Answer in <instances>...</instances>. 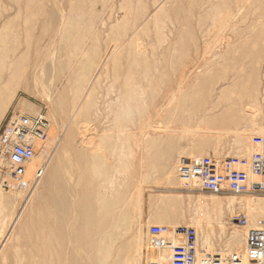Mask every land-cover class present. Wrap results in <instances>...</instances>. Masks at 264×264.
I'll use <instances>...</instances> for the list:
<instances>
[{"label": "bare ground", "instance_id": "1", "mask_svg": "<svg viewBox=\"0 0 264 264\" xmlns=\"http://www.w3.org/2000/svg\"><path fill=\"white\" fill-rule=\"evenodd\" d=\"M9 1L11 2V6L8 10L5 8L3 9V12H5V13H2L3 14L2 15V23L0 26V34L4 35L3 36L4 40H2L0 43V100H1L0 101V119L2 118V116L4 114L3 113V108L5 106L4 105V102H5L4 99H6V98L11 99L16 90H23L25 92L31 91L28 89L27 85L23 86L22 84H20L21 78L23 76L26 77V74L28 73V70L30 68L28 63H29L30 59H28L27 61L24 59L26 56L25 55H24L25 57L22 56L23 52H20L21 50L19 49V47L21 45V41H24V40H22L23 38H27L28 42L32 41V39L29 38L30 37L29 31L32 29V27L35 25V23H37V25H38V19H39V18H37V16L35 14L43 11L44 5L46 4L45 1H47V0H9ZM49 1L47 2V4L49 3ZM107 1L108 0H106V2ZM152 1L153 0H151V6H152ZM161 1H163V0H161ZM170 1L171 0L168 1V6L170 5L169 4ZM74 2L78 3L79 0H69L68 7L70 6V8H69L70 12H73L74 10H76L78 8V7L76 8V7L72 6L74 4ZM100 2L103 3L104 1H100ZM128 2H127V4H128ZM135 2H137V0ZM143 2H144V0H143ZM200 2H203V1L199 0V4H200ZM212 2H214V1H212ZM237 2H238V0H237ZM4 3H5V0H4ZM82 3L84 4L85 2L83 1ZM156 3H157V1L155 2V4ZM193 3H194V6L196 7L197 1L193 2ZM193 3H192V6H193ZM208 3H209V1H208ZM57 4H58V2H57ZM62 4H63V2H62ZM141 4H142V2H141ZM141 4L140 3L138 4V6L140 8L142 6ZM163 4L161 3V5H163ZM188 4H187V6H188ZM227 4H229V6H230V3H227ZM261 4H262V2H261ZM144 5H143V7H144ZM166 5H167V3H166ZM166 5H163L164 6L163 9H166V7H165ZM212 5H215V4L212 3ZM4 6H6V5L4 4ZM48 6H50V5H48ZM60 6L61 5H59V7ZM113 6H114V4H113ZM130 6H131V4H130ZM146 6H145V9H146ZM153 6H152V8H154ZM192 6H191V8H192ZM194 6H193V8H194ZM201 6H202V4H201ZM188 7H190V6H188ZM263 7H264V4L262 5V8ZM62 8H64V6H62ZM132 8H134V7H132ZM140 8H139V10H140ZM168 8H167V10H168ZM198 8H199V6H197V9ZM241 9H242V6L237 7V9L235 11H231L230 15L228 14V16H229L228 21L231 22L232 19L236 18V16L241 12ZM47 10H49V8ZM112 10H113V8H112ZM263 10H264V8H263ZM263 10H261L262 13H263ZM131 11H132V9H131ZM131 11H130V13H131ZM133 11H132V13H134ZM143 11H144V9H143ZM143 11L141 10L140 13H142ZM76 12L74 11V13H76ZM122 12L119 11L118 13H122ZM78 13H80V12H78ZM140 13L135 12V14H140ZM151 13H153V12H151ZM151 13H150V15H151ZM166 13H168V11ZM191 13H188L189 16L190 15L192 16ZM262 13H260V14H262ZM67 14H70V13H67ZM164 14H165V12H164ZM242 14H244V13H242ZM20 15H22L21 20L17 19ZM114 15L116 16V14H114ZM144 15L145 14H143V16ZM208 15H209V13H208ZM63 16H66V15H63ZM139 16L141 18V15H139ZM156 16H155L156 18H154V20H157L159 18L158 13H156ZM189 16H187V17H189ZM109 17L110 16H108V18ZM120 17H122V16H120ZM137 17H138V15H137ZM150 17H152V15ZM254 17H256L255 14H254ZM262 17L260 19H263ZM70 18L72 21L77 22L76 20H74L75 17L72 18L71 16H69V17L64 18L67 21L66 23H68V21L71 22ZM76 18H78V17L76 16ZM123 18H124V16H123ZM130 18H131L130 20L132 21L133 17H130ZM135 18H136V16H134V19ZM160 18H161V16H160ZM256 18H254V19H256ZM0 19H1V17H0ZM146 19H148V17ZM146 19H145V21H146ZM186 19H187L186 20V22H187L188 18H186ZM191 19H192V17H191ZM47 20H45V21L47 22ZM109 20H110V18H109ZM119 20H120V18H119ZM149 20H152V18ZM163 20H165V19H162V21ZM174 20H175V18H174ZM181 20H182V18H181ZM250 20H248V21H250ZM257 20H259V18ZM64 21L65 20L62 21V25H63ZM126 21L127 20H125V22ZM71 24L72 23H70V24L68 23L67 25L69 26ZM122 24H124V23H122ZM122 24H119V25H122ZM130 24H134V23L129 22L128 25H130ZM152 24H153V22H152ZM191 24H192V22H191ZM205 24H206V22H205ZM44 25H45V23L43 24V26ZM135 25H132L135 28L133 27L134 30L133 31L131 30L132 32L129 35H125L124 30L122 32L121 31L117 32L118 30H120V27H119V29L117 31H114V34L118 35V36L116 35L117 38L112 39L111 37H108L107 39H109V40L106 39V41H102V44H103V42H105V43L103 44V47L101 49H99L100 47H97L99 45L96 42L93 43V46H94V44H96V46L94 47V50H93L94 52H93V54L91 52L89 54L93 55V58L91 56L90 57L92 59H94V61L96 60L95 62L93 61V63H94L93 68H95V71L91 76L89 74L88 78L89 77L90 78L88 80H87V78H85L86 81L84 84L80 83L81 85L79 86V79L81 77L80 75L84 73L82 70L84 69L85 64L83 66V64L79 62V64L76 67H72L71 69L69 68L70 69V71L68 72L69 77L67 76L65 78V79H67V83H66L67 86L66 87H64L65 85L62 86V87H64V89H63V91H60L56 95L57 96L56 101H53L52 106L54 109V106L56 105L55 110L57 112H61L60 114L63 113V109L67 108V106H69L70 104H72V106H71V109L69 108V110H70L69 115L64 116V118L65 117L67 118V119H64V120H66L65 124H61L62 127L60 126L61 131L62 132L64 131L63 133L65 135L63 137H60V134L58 135V137H49L50 135L48 136L49 139L51 138L50 140L55 143V144L53 143L54 144L53 149L50 151L48 150L49 147L47 148V144L49 143V139L46 140V138H48V137L45 136L44 132H41V133L37 132V134H35L33 137L28 139L29 142L31 143L33 149H34V152H35L34 160L29 165L28 170L25 173V175L22 178H20V179H22V181H19V180L16 181L15 180L16 181L15 183H19V184L17 186H16V184H14L15 186L13 184H11V185H13V186H11V189H20L21 187L28 186L30 189V193L27 196V198L24 200L23 204L19 207L17 212H14L15 210L12 209V212L10 211L7 214H4V216L2 217L3 221L8 222L6 224H9V229L7 230L2 241L0 242V260L3 262V264H140V248H141V240H142L141 233L143 232V230L141 232V226L138 224L137 217L134 216V214L139 211V208H140V205L142 202V192L144 190L141 187V186H143L142 184L146 183V182H151L150 181V177H151L150 173L153 171H156L157 168L159 167V165L157 164L158 158H156V155H159L157 153H160V152L155 153V147H157L156 145L159 144L157 137L163 138L162 136H164V134H167L168 135L167 137H171V138L172 137H186V135H187V136L191 137L192 139H191L190 145L188 143H186L189 145V148H188V150L183 149L184 150V153H183L184 156L183 157L184 158L203 157L215 165L220 164V163H218L219 162V153H220V149H218V144L220 143L221 139H224V137H225V135H227V133H231V132L235 133L236 138H234V139L239 140L238 154H240V155H238V156L245 157L250 152H256L259 150V149H256V146H258V141L254 137L264 136V121L263 120H262L263 124H261L257 130L254 129V131H252V132H244V131H239V130H228V131H226V130H223V128L225 127L224 118L226 117V119H227L229 117L228 115L233 113V111H236V109H237V111L239 109H241V111L243 110V112L246 111L245 113L248 114L247 116H249V119L252 120L254 124H259V122L256 120V117L258 116L259 111H260L259 110L260 105L258 102H259V99L262 98V97L259 98L257 96V94L260 93L259 87L262 85L260 83V81L258 80V78L260 76L255 78L253 81H250L248 79V77L245 75H239V76L233 77L232 76L234 74L233 73L232 75L230 74L233 78L229 81L226 78L227 75L226 76L219 75L222 73H219V71H218V72H216V73H218L217 74L218 79L214 80L213 79L214 77L212 76L213 74L212 75L210 74V72H212V71H210V69L207 67V65L209 63L203 62L204 64L202 63L201 65L196 64L194 69L192 70V72L194 71V73L199 72L201 67H207L209 70L210 77L207 76L208 78L206 79L205 88L202 87L203 89H201V87H200L199 89H194L193 92L189 93V96H185L184 94L181 95V93H183V92H180V85L183 82L180 81L178 89L169 93L170 94L169 96H167V97L163 96L162 97V100L163 101L165 100V103H164L165 105L163 108H162V106H161V108H158L160 106V103L159 104L157 103L158 105L157 104L155 105L153 111H151L152 113H147L148 112L147 108L145 110V107H146L145 98H144L145 93H147V92L156 93L160 89L159 87H161V85H162L161 84L162 79H160L159 75H157L158 73L156 74V69L159 67V65H158V67H156V66H154V68L152 67L153 68L152 70L147 69L146 64L148 63V60H145L146 54L144 55L143 51L140 52V50H142V49H140L139 51H136L137 47H135V52H134L135 54H133L134 57L136 58V59H134L135 62H128L129 60L128 61L125 60L127 58L124 59L125 61L122 59L126 56L131 55V52L133 51L129 48L130 43H131V41L135 35L136 30L138 28H140L139 26H142V25H140V23H138L136 26ZM188 25H190V24H188ZM198 25H196V26L199 27ZM84 26H83V28H84ZM90 26H89V28H90ZM132 26H131V29H132ZM191 26H189V27H191ZM244 26H245V24H244ZM47 27H49V26H47ZM100 27H103V25ZM172 27H173V25H172ZM246 27H248V26H246ZM63 28H65V27H63ZM67 28L69 29V27H67ZM74 28L77 30L76 27H74ZM78 28H81V27H78ZM160 28H163V27L161 26ZM164 28H167L166 33H169L168 27H164ZM179 28H181V27H179ZM202 28L200 30H199V28H197L201 32L200 35H202V37H204V36L206 37L207 34L211 33L210 40L206 43V46L204 48V51H205L203 54L204 57H206V55L212 49H214V47H216L217 45H220V46L230 45V44H232V41H234V40L237 44H241V47H243L242 44L243 45L244 44H253L259 40L260 41L264 40V31L259 32V33L258 32H249V33L244 35L243 33L246 31V30H244L245 28L234 26L233 24H230L228 22L218 24V26H212V27H208V28H204V29H202ZM86 29H87V27H85V30ZM113 29H114V26H113ZM184 29L186 30V28H184ZM65 30H67V29L65 28ZM70 30H71V26H70ZM70 30H67V31H70ZM81 30H83V29H81ZM104 30H106V29H104ZM253 30H254V28H253ZM23 31H24V34H23L24 37L21 39ZM79 31H77V34ZM145 31H146V29H145ZM59 32L61 33V29ZM74 32H76V31H74ZM84 32L82 33V36L84 35ZM87 32L89 33L90 31L87 29L86 33ZM125 32H126V25H125ZM38 33H39V31H38ZM98 33H97V35H98ZM107 33H109V32H107ZM69 34H71V31ZM77 34H76V36H77ZM162 34H164V33H162ZM142 35H144V34H142ZM159 35H161V34H159ZM188 35H191V34H188ZM33 36H35V35H33ZM37 36H35L36 37L35 39H37V40L40 39L39 37H42L41 35L38 37ZM62 36H64V35H62ZM76 36H72V38H74ZM104 36H105V34H104ZM80 37H79V39H80ZM139 37H142V39H143L144 36L140 35ZM146 37H149V36H147V33H146ZM160 37H162V36H160ZM83 38H84V36H83ZM29 39H31V40H29ZM42 39H43V37H42ZM53 39L54 38H52V40ZM58 39L59 38H57V40ZM63 39H65V37ZM99 39H100V37L97 40H99ZM142 39L140 38V41H143ZM191 39L192 40H190V41H193L192 37H191ZM205 39H207V38H205ZM205 39H204V41H205ZM41 40H39V41H41ZM70 40H72V39H68L67 40L68 42H66L65 44H67V43L72 44V41L69 42ZM155 40H157V37ZM183 40H185V39L183 38L181 41H183ZM80 41L82 44V40H80ZM28 42H27V44H25L26 48L28 46ZM36 43L37 42H35V44ZM174 43L176 45V42H174ZM174 43H173V46H174ZM260 43H259V45H260ZM29 44H30V42H29ZM51 44H54V43L52 42ZM181 44H182V46L185 45L187 47V44H184V43H181ZM135 45L138 46L136 43H135ZM160 45H162V44H160ZM68 46H69V44H67L66 47H68ZM145 46H146V43L144 44V47ZM155 46L157 47V45H155ZM231 46H230V48L232 49ZM152 47H153L152 51L154 52V46H152ZM167 47H168V45H167ZM167 47H166V49H167ZM192 47H195V46H192ZM237 47H238V45H237ZM237 47L235 46V49H234V50H236V53H237V49H238ZM61 48L63 49V47H61ZM70 48H71V46H70ZM90 48H91V46H90ZM179 48H180V45H179ZM244 48L245 47H243V49ZM28 49H29V47H28ZM28 49H26L25 51H27ZM132 49H133V47H132ZM147 49H148V47H147ZM174 49H173L174 51L177 50V48H174ZM255 49H257V48H255ZM173 50H171V51H173ZM186 50H184V51H186ZM253 50H254V48H253ZM32 51H35V50H31V53H32ZM67 51H66V53H67ZM87 51L88 50H86V52ZM53 52H54V50L52 51V53L51 52L49 53L50 56H51V54H53ZM55 52H57V51H55ZM79 52H81V51H79ZM177 52H175V53L177 54ZM238 52L241 53L240 51H238ZM27 53L28 52H26V54ZM31 53L29 52L27 55L30 56ZM39 53L41 54V52H39ZM84 53H85V51H84ZM145 53H147V51ZM183 53H182V55H183ZM193 53H194V50H193ZM43 54H44V52H43ZM64 54L62 53L63 57L65 58ZM70 54H72L71 56H74V53H70ZM153 54H155V53H153ZM68 55L69 54H67L66 57ZM175 55L173 54V59H174ZM164 56H166V55L164 54ZM191 56H193V55H191ZM209 56H212V55L209 54ZM236 56H237V54H236ZM240 56H244V55H239V57ZM245 56H251V57L256 58V57H259L260 55L256 54L251 49L249 50L247 48V50L245 52ZM45 57L47 59V56H45ZM90 57H88L89 61L91 59ZM214 57H216V56H214ZM222 57H223V54H222ZM239 57H234V58H239ZM146 58H149V57H146ZM150 58H151V56H150ZM155 58H153L154 60L151 58V60H153V62H154ZM234 58L232 60H234ZM72 59L73 58H71V60ZM79 59L81 60V57ZM82 59H83V57H82ZM121 59L124 61L123 63H122ZM223 59H222V61H225V63H226L227 60H223ZM42 60H43V57H42ZM165 60H166V58H165ZM182 60H186L185 57ZM229 60H230V58H229ZM245 60H247V59H245ZM65 61H67V60L65 59ZM132 61H133V59H132ZM234 61H236V60H234ZM257 61H258V59H257ZM49 62H50V60H49ZM63 63L59 60H52L51 63L46 62L45 64L46 65L50 64V67L53 68L55 71L57 69H59L57 71H60L62 69L66 70L68 67V65L66 63L65 64H63ZM164 63H167V62L164 61ZM210 63H213V62L211 61ZM245 63H247V62H245ZM245 63H244V65H245ZM170 64L171 63H169V65ZM184 64H185V62H184ZM46 65H43L44 66L43 68H45ZM213 65H214V63H213ZM226 65H227V63H226ZM244 65H243V67H245ZM47 66H49V65H47ZM91 66H92V63H91ZM39 67L40 66H38L36 68L34 67V69H32L33 73H35L36 70H39V69H37ZM173 67H171V68H173ZM223 67H224V65L221 68H223ZM259 67H261V66H259ZM43 68H42V70H43ZM46 68H45V71L48 70V68L47 69ZM165 68H166V66H165ZM170 70H172V69H170ZM263 70H264V68H263ZM87 71H88V69H87ZM111 71H112V73H111ZM204 71H206V70H204ZM222 71H223V69H222ZM149 72L153 73L151 78H150ZM55 73H54V75H55ZM173 73H175V71ZM260 73H262V72H260ZM59 74H58V76H59ZM103 74L106 75L105 78H109V77L111 78V81L113 82V86H114V92L112 93L113 96H112V98H110L111 99L110 106H111V108H113L112 109L113 110V112H112L113 120L111 118V122L113 121L114 123L112 125V130H115V133L113 135L111 134V135H107L104 137H112V138L116 137V138H114L115 141L112 139L114 141V145H112L113 148L110 145L109 146L113 149L111 152H113L114 157H115L117 152H120L117 154L118 158H116V159L114 158V159L108 161V163H106V161H107L106 159H104V161H103V157H102V152H104V151L107 152L106 150L108 149V147L106 145H104V147H103L101 144H95L96 141L95 142L93 141V137L88 132L89 126L85 125L88 128L84 126V128L82 129L81 128L82 126L79 127L80 126L79 124L81 121L78 122L80 118L83 119V117L85 116V113H87V114L90 113V110L89 111L87 110L88 112L85 110H86V108L91 106L93 103L92 99H93V95L95 93L92 90V88L94 86V82L98 79V77L100 75H103ZM199 74H200V72H199ZM204 75H205V73H204ZM148 76L150 79L147 78ZM179 76H181V75H179ZM194 76H196V75H194ZM33 77H35V75H33ZM40 77H42V74L40 75ZM204 77H206V76H204ZM250 77H251V75H250ZM261 77H263V76L261 75ZM261 77H260V79H261ZM82 78H84V77H82ZM203 78H202V80H203ZM225 78L228 80L226 85L220 86L219 90H216V88L213 89L211 82H215L214 84H216V83L223 81V80L227 81V80H225ZM58 79H59V77H58ZM262 80H263V78H262ZM56 81H59V80H56ZM101 81H102V79H101ZM106 81L109 82L108 80H106ZM192 81H194V80H192ZM23 82H26V80L22 81V83ZM45 82L47 83V81H45ZM97 82L99 83L100 80L99 81L97 80ZM196 83H198V80ZM207 83L209 84L208 86H207ZM33 84H34L33 85L34 87L37 84V78L36 77H35ZM53 84L54 83H52L51 86H53ZM170 85L172 86L173 84H170ZM197 85L198 84H196V86ZM167 87L170 88L169 86H167ZM184 87H185V85H184ZM30 88H31V86H30ZM36 88H37V86H36ZM47 88H48V86H47ZM189 88H188V90H189ZM195 88H197V87H195ZM101 89H103V88H101ZM235 89H239V90L241 89V90H243L242 92L249 91L251 97H249V96L248 97L250 99H248L247 102L244 99H243L244 100L243 102L241 99H239L238 102H235V101H237V100H235V98H234L235 101H232V100L230 101L228 98V95L226 93L228 91L235 90ZM49 90H50V88H49ZM95 91H96V89H95ZM109 91H111V90H109ZM183 91H186V90L183 89ZM263 91H264V89H263ZM31 92H33V91H31ZM31 92H30V94H32ZM98 92H99V90H98ZM104 92H105V90H104ZM50 93H51V91H50ZM100 93H102V92H100ZM100 93H99V96H100ZM165 93H166V91H165ZM215 93H217V94H215ZM16 94H17V91H16ZM96 94H98V93H96ZM157 94L158 93H156V95ZM35 95H33V96H35ZM108 95H109V92H108ZM147 95H149V94H147ZM151 95H153V94H151ZM241 95L242 94H240L238 97H240ZM260 95H263V94H260ZM109 97H107V98H109ZM147 97H149V96H147ZM43 98H44V95H43ZM102 98H103V96L100 99H102ZM95 99H97V97ZM3 100H4V102H3ZM103 100H104V98H103ZM97 101H98V99H97ZM155 101H156V99H155ZM175 101H176V106H175V108H173L174 112L172 113V111H173L172 109H171L172 111L170 112V113H172V115H170L169 112H167L166 114H169V116H171V117H174L176 115V117H178V122H180L179 121L180 119H181V121H183V119H189V120L194 121L195 124L192 123V125L194 124L193 126H191V127L188 126L189 128H193V129H181V128H176L175 126H174V128L173 127L163 128L164 126L167 125L166 122L164 121L165 119L163 120L161 118L162 119V120L160 119L161 121H159V119L151 120V116H154L153 118L159 117L160 112L162 113V117H163V114L166 111L165 109L167 107L171 106V104H173ZM260 102H261V100H260ZM263 103H264V101H263ZM26 104L27 103H25V106L18 109V111L21 114L28 113V112L31 114L36 113V112H31L30 106H27ZM153 104H154V102H153ZM99 105H101V104H99ZM238 105H240V107H237ZM94 106H95V104H94ZM110 106H108V108ZM148 106H149V103H148ZM203 106H204V109L199 108V107H203ZM263 106H264V104H263ZM101 108H103V107H101ZM151 108H153V106ZM59 109H61V110L58 111ZM92 109H93V107H92ZM94 109H95V107H94ZM47 110H48V108H47ZM50 110H52V109H50ZM55 110H54V113H55ZM67 110H66V112H67ZM94 112L96 113V111H94ZM103 113L105 114L106 112H103ZM244 115L242 114L241 117L238 118L237 123L239 122V120H241V119L243 120L245 118ZM26 116L32 118V120L34 118L31 115H26ZM38 116L39 115H37V117ZM108 116H109V114H108ZM39 117L42 119V116H39ZM53 117H55V116L53 115ZM91 117L93 118V116H90V118ZM90 118H88L89 119L88 122L89 121L92 122V120ZM97 118H99V117H97ZM167 118H169L168 115H167ZM51 119H53V118H51ZM64 120L62 117L61 121L63 122ZM83 120H87V119L84 118ZM175 120H174V122H175ZM107 121H108V119H107ZM58 122L60 123V121H58ZM111 122L109 123L110 125H111ZM123 122L125 125L123 124ZM181 123L182 122H180L179 124H181ZM235 123H236V121L233 122V124H235ZM84 124H85V122H84ZM41 125L46 126V124H44L42 122H41ZM97 125H99V124L97 123ZM110 125H109V127H111ZM75 127H76V132L77 133L80 132V137L77 141L75 139H73V137H75V136H73V134H74L73 130ZM78 127H79V129H78ZM242 127H243V125H242ZM52 128L53 127H51V129ZM65 129H66V132H65ZM102 130H104V129H102ZM105 131H102V132H105ZM102 132H100V134ZM180 132H182L183 134L178 135V136L174 134V133H180ZM51 136H52V134H51ZM71 136H73V137H71ZM95 137H99V136H95ZM130 139H131L132 143H129ZM176 140H177V138H176ZM167 141H169V140L167 139ZM171 141L172 140H170V142ZM212 141H215V142L212 144ZM160 143H162V142L160 141ZM166 143H168V142H166ZM173 143H171V144H173ZM175 143H174V145H176ZM188 145H186V146H188ZM172 146L169 145V148H172ZM110 147H109V149H110ZM159 147H161V146H159ZM164 147H165V151L162 149H160V150H162L164 152V154H166V151H168V149H166V148H168V147H166V145H164ZM126 150H128V151H126ZM209 150H210V152H209ZM170 153L171 152H169L168 154H170ZM225 153H224V155H225ZM227 154L228 153H226V155ZM39 155H41V158ZM108 156L110 157V155H108ZM166 156H165V158H166ZM171 156H173V155H171ZM233 156L236 157L235 154ZM238 156L236 158H239ZM168 157H170V156L168 155ZM221 158H223V156ZM171 159L174 160L175 158L171 157ZM175 160H177V159H175ZM167 162H168V160H166V163H164V166H162V167H165ZM176 165H177V168L175 167ZM176 165L174 167H172L171 169H168V167H167V170L165 172L166 173L165 176L161 177L165 180L166 184H169L170 186L174 185V186H178V187L179 186L185 187V185H186L187 189L191 190V191H192V189L200 190L198 188V182L195 179L189 178L179 171V160H178V164H176ZM171 166H173V165H171ZM162 167L160 166V168H162ZM38 171L40 172V174L38 177H36V174ZM161 178L159 177V179H161ZM163 179L161 180V182H163ZM152 181H155V179H152ZM6 187L9 188L8 186H6ZM152 187H153V185H152ZM179 189H181V188H179ZM179 189H177V191ZM7 191H10V190L8 189ZM0 192H1V190H0ZM199 195H200L199 198L196 200L197 205L195 207V211H197L198 216H200V218H201V220H198V222L203 221L205 223V230L206 231L209 229V226H208V222L206 221L205 218H207V216L210 214L209 209H211V211H213L214 209L221 210V211L223 209H228V205L230 204V206H231V204L233 203V199H236L233 197H225L224 195H215V194L210 195L208 197L206 196V194H202V193ZM205 197L207 198L206 202L204 201L206 199ZM237 197H240V196H237ZM147 199L149 200V202L159 203L160 208H162L164 210L163 212H159V214L154 218V220H155V222L160 224V225H156V226L165 227L167 229L168 233L166 235V238H167V240H170V247L168 249H166V248L154 249L150 246V243H149V229H148V246H147L148 249L147 250L149 251V254L151 253V255H150V259L152 258L151 261L167 262V261H169V259L171 257V253H172L173 248H177L176 245L182 243L183 237H184L182 230L186 229L185 226L181 227V226L175 225V224H177L179 217H181L182 213H183V211L180 210V212H181L180 213L177 210L178 209L177 205L181 201V199L177 198L175 196H168V197H166V196H164V197H160V196L152 197L151 196V197H147ZM242 199H244L245 201H248L250 203H253V208L247 209V213L245 214L247 217L246 218L247 227H248V225H251V227L262 226L264 223V198L255 197V196H253V194L250 193L249 196L247 195V197H245V198L243 197ZM134 202H136V203L134 204ZM17 204H15V206ZM4 222H2V223H4ZM196 223H197V221H196ZM219 224L220 225H223V224L228 225L229 219L224 220V218H223V220H221V222ZM15 225L17 226L16 230H15L16 233H14V228H15L14 226ZM197 225L199 226V223H197ZM10 227H12V228H10ZM194 229H195V226H194ZM242 230L240 229V231L234 230V231H230V232H227V230L226 231L220 230V232H222V233L227 232L228 233V235H227L228 240L226 241V246L228 248L235 249L236 252H234V253L241 254L242 256H244V248L246 245V232L243 228H242ZM195 233H196V241H195L196 246L199 247L201 244V246L204 248V250L208 251V249L210 248V243L208 242L207 238L205 239L203 237V239L201 240V243H199V234H198V231L196 229H195ZM142 244H143V241H142ZM155 251H157V252H155ZM152 252L156 253V255H153ZM144 253L146 254L145 251H144ZM208 253L211 254L209 251H208ZM208 253H206V254H208ZM206 254L198 255V253H197L198 256H197V258L193 264H198V263L207 264V263H205L204 258H203ZM226 256H229V254L222 255V258H221L222 262H220L219 264H230L228 262ZM143 257H144V255H143ZM153 258H154V260H153Z\"/></svg>", "mask_w": 264, "mask_h": 264}, {"label": "rangeland", "instance_id": "2", "mask_svg": "<svg viewBox=\"0 0 264 264\" xmlns=\"http://www.w3.org/2000/svg\"><path fill=\"white\" fill-rule=\"evenodd\" d=\"M2 1V0H1ZM0 1V26H1V23H2V13H5L3 12V9H9L10 6H11V2L9 0H5V3H4V0L1 2ZM49 0L45 1L46 4L44 5V9L43 11H41L40 13H36L35 15L37 16L38 19V25L37 23H35V25L32 27V29L29 31V38L32 39V41H27V38H23L24 37V31L22 33V37L21 39L24 40V41H21V45L19 47V49L21 50L20 52H23V57H25L24 59L27 61L28 59L29 60V70H28V73L26 74V77L23 76L21 78V81H20V84H22L23 86L24 85H27L28 86V89L33 91H28V92H25L23 90H16L17 91V94H16V91L14 92L13 96L11 99L9 98H6L3 100L4 102V108H3V116L2 118L0 119V130L1 128L3 127V124L5 123V121L8 119L9 116L15 114V113H20L18 111V109H20L21 107L25 106V103H27L26 105L27 106H30L31 108V112H36L34 114H31V113H24L22 115H31L32 117L36 118L37 115L39 116H42V123L46 124V126H40V130L38 131V133H41V132H44L45 133V136L48 137H58V135L60 134V137H63L65 134L61 131V124H65V121L64 119H67L66 117L64 118V116H68L69 113H70V110L69 108L71 109V106L72 104H70L69 106H67V108L63 109V113L60 114L61 112H57L55 110L56 108V105L54 106V109H53V106H52V103L53 101H56V95L60 92V91H63L64 87L67 86V79H65L67 76L69 77V74L68 72L70 71V69L72 67H76L79 62L83 64H85L84 66V69L82 70L84 73L81 74L80 76V79H79V86L81 85L80 83H85L86 79L87 80L90 78H88L89 74L90 76L94 73L95 71V68L94 67V59L93 58V55L89 54L90 52L93 54V50H94V47L96 46V44H94L93 46V43L96 42L99 46L97 47H100L99 49H101L103 47V44L105 42H103L102 44V41H106V39L108 37H111L112 39L113 38H117V34H114V31H117L120 27V30H118L117 32L119 31H123L124 30V33L125 35H129L133 30H134V26L132 25H137L138 23H140V25L142 26H139L140 28H138L135 32V35L130 43V46L129 48L131 50H133L131 52V55L129 56H126L124 58H122L123 60L125 58L126 61L128 62H135L134 59H136L134 57L133 54H135V47L136 48V51H139L140 49V52H144V55L146 54L145 56V60H148V63L146 64L147 65V69L149 70H152L154 68V66L159 67L156 69V74L159 75L160 79H162V82H161V87H159L160 89L156 92L158 93L156 95V93L154 92H147L145 93V104H146V107H145V110L147 108V113H152L151 111H153L155 105L158 103H160V106L158 108H162L164 107V103H165V100L163 101L162 100V97L163 96H169L172 91L178 89L179 87V82L182 81L183 83L180 85V92H183L181 93V95H185V96H189V93L193 92L194 89H199L201 87V89L205 88L206 86V79L208 77H210V74L214 77L213 79L214 80H217L218 79V72L219 73H222V74H219V75H223V76H226V78L230 81L233 77H236V76H239V75H245L248 77V79L250 81H253L255 78L257 77H261V75L263 77H260L258 78V80L260 81V83L262 84L260 87H259V91L260 93L257 94V96L261 99H259V114L258 116L256 117V120L259 122V124H254L252 120L249 119V116H247L248 114L243 112V110L241 111V109H239L237 111H233V113H231L230 115H228L229 117L226 119V117L224 118V122H225V127L223 128V130H239V131H244V132H252L255 130H257L261 124H263V121H264V106H263V101H264V40L263 41H257L253 44H242L243 47H245L243 49V47H241V44H237L234 41H232V44L230 45H226V46H220V45H217L216 47H214V49H212L207 55L206 57L203 56L204 54V48L206 46V43L210 40V36H211V33L207 34L206 37H202L201 32L199 31L202 27V29L204 28H208V27H212V26H218V24H221V23H230V24H233L234 26H237V27H243L245 28L244 30H246L243 34H247L249 32H263L264 31V10L262 8V5L264 4V0H201L203 2H200L199 4V0H171L169 2V6H168V1L169 0H153L152 1V6L154 8H152L151 6V0H137V2H135L136 0H108L106 2V0H79L78 3H75L72 5L74 7H78L76 10H74L76 13L73 12H70V6L68 7V3H69V0H50L49 3L47 4ZM85 2L84 4L82 2ZM91 1V2H90ZM100 1H104L103 3L100 2ZM124 1V2H123ZM129 1V2H128ZM131 1V2H130ZM142 4H141V2ZM157 1V3L155 4V2ZM161 1V2H160ZM197 1V4H196V7L194 6V3L193 2H196ZM211 4H209L208 3ZM214 1V2H212ZM233 1V2H232ZM55 2V3H54ZM58 2V4H57ZM63 2V4H62ZM126 2V3H125ZM128 2V4H127ZM173 2V3H172ZM262 2V4H261ZM3 5H2V4ZM60 3V4H59ZM88 3V4H87ZM101 3V4H100ZM125 3V4H124ZM141 4V8L138 6V4ZM145 5H144V4ZM161 3L163 5H167L165 6L166 9H163L164 6L161 5ZM189 3V4H188ZM192 3H193V6H192ZM215 4V5H212ZM227 3H230V6L229 4ZM4 4L6 6H4ZM65 4V5H64ZM78 4V5H77ZM114 4V6H113ZM131 4V6H130ZM133 4V5H132ZM160 4V5H159ZM190 6L188 7L187 6ZM202 4V6H201ZM50 5V6H48ZM59 5H61L59 7ZM144 5V7H143ZM147 5V6H146ZM207 5V6H206ZM48 6V7H47ZM55 6V7H54ZM62 6H64V8H62ZM81 6V7H80ZM91 6V7H90ZM99 6V7H98ZM102 6V7H101ZM123 6V7H122ZM138 8H137V7ZM145 6H146V9H145ZM158 6V7H157ZM192 6V8H191ZM197 6H199V8L197 9ZM201 6V7H200ZM204 6V7H203ZM225 6V7H224ZM242 6V9H241V12L236 16V18L232 19L231 22L228 21L229 19V16L228 14L230 15V12L231 11H235L237 9V7H241ZM128 7V8H127ZM134 7V8H132ZM148 7V8H147ZM169 7V8H168ZM203 7V8H202ZM207 7V8H206ZM227 7V8H226ZM254 7V8H253ZM49 8V10H47ZM80 8V9H79ZM97 8V9H96ZM100 8V9H99ZM113 8V10H112ZM120 8V9H119ZM126 8V9H125ZM136 8V9H135ZM140 8V10H139ZM168 8V10H167ZM187 8V9H186ZM196 8V9H195ZM209 8V9H208ZM67 9V10H66ZM111 9V10H110ZM125 9V10H124ZM134 13H132V11ZM144 9V11H143ZM194 9V10H193ZM204 9V10H203ZM260 9V10H259ZM79 10V11H78ZM125 12H124V11ZM137 10V11H136ZM141 10L143 11L142 13ZM151 10V11H150ZM157 10V11H156ZM203 10V11H202ZM208 10V11H207ZM263 10V13L262 11ZM106 11V12H105ZM122 12V13H118V12ZM131 11V13H130ZM139 11V12H138ZM156 11V12H155ZM163 11V12H162ZM168 11V13H166ZM189 11V12H188ZM259 11V12H258ZM59 12V13H58ZM66 12V13H65ZM80 12V13H78ZM114 12V13H113ZM136 13H140V14H135ZM152 15V17H150V13ZM165 12V14H164ZM192 12V13H191ZM198 12V13H197ZM202 12V13H201ZM213 12V13H212ZM257 12V13H256ZM64 13V14H63ZM67 13H70V14H67ZM100 13V14H99ZM109 13V14H108ZM112 13V14H111ZM127 13V14H126ZM156 13H158V17L161 18L157 19V20H154V18H156ZM162 13V14H161ZM188 13H191L192 14V19L191 17L189 16ZM209 13V15H208ZM244 13V14H242ZM259 13V14H258ZM262 13V14H260ZM47 14V15H46ZM53 14V15H52ZM80 14V15H79ZM116 14V16L114 15ZM124 14V15H123ZM131 14V15H130ZM143 14H145L143 16ZM169 14V15H168ZM198 14V15H197ZM254 14L255 16L257 17H254ZM257 14V15H256ZM56 15V16H55ZM62 15V16H61ZM63 15H66V16H63ZM92 15V16H91ZM118 15V16H117ZM122 17H120V16ZM133 15V16H132ZM138 15V17H137ZM141 15V18L140 16ZM150 15V16H149ZM182 15V16H181ZM195 15V16H194ZM22 15H20L17 19L21 20ZM71 16L72 18L75 17L74 20H76L77 22L75 21H72L71 18V22L68 21V23H72L71 25H67L68 23H66V17H69ZM76 16L78 18H76ZM108 16H110V20L108 18ZM113 16V17H112ZM124 16V18H123ZM129 16V17H128ZM134 16H136V18L134 19ZM156 16V17H155ZM189 16V17H187ZM246 16V17H245ZM263 16V17H262ZM46 17V18H45ZM55 17V18H54ZM62 17V18H61ZM64 17V18H63ZM81 17V18H80ZM112 17V18H111ZM128 17V18H127ZM130 17H133L132 21L130 20L131 18ZM148 17V19H146ZM167 17V18H166ZM182 20H181V18ZM197 19H196V18ZM263 18V19H260V18ZM120 18V20H119ZM144 18V19H143ZM152 20H149L151 19ZM175 18V20H174ZM177 18V19H176ZM186 18H188V23L186 22ZM190 18V19H189ZM208 18V19H207ZM256 18V19H254ZM259 18V20H257ZM48 19V20H47ZM79 19V20H78ZM108 19V20H107ZM127 20L126 22L129 24V22L131 23H134V24H130L132 26V29H131V26L128 25L125 20ZM138 19V20H137ZM146 19V21H145ZM162 19H165L162 21ZM180 19V20H179ZM196 19V20H195ZM252 21H251V20ZM47 20V22L45 21ZM64 21L63 25H62V21ZM192 20V21H191ZM209 20V21H208ZM237 20V21H236ZM250 20V21H248ZM262 20V21H261ZM80 21V22H79ZM138 21V22H137ZM144 21V22H143ZM168 21V22H167ZM170 21V22H169ZM176 21V22H175ZM50 22V23H49ZM61 22V23H60ZM94 22V23H93ZM120 22V23H119ZM124 24H122V23ZM137 22V23H136ZM142 22V23H141ZM146 22V23H145ZM153 22V24H152ZM190 22V23H189ZM192 22V24H191ZM199 22V23H198ZM206 22V24H205ZM246 22V23H245ZM251 22V23H250ZM45 23V25L43 26V24ZM49 23V24H48ZM79 23V24H78ZM122 24V25H119V24ZM171 23V24H170ZM181 23V24H180ZM197 23V24H196ZM255 23V24H254ZM259 23V24H258ZM42 24V25H41ZM47 24V25H46ZM82 24V25H81ZM85 26H84V25ZM107 24V25H106ZM162 24V25H161ZM190 24V25H188ZM199 24V25H198ZM204 26H203V25ZM208 24V25H207ZM245 24V26H244ZM251 24V25H250ZM253 24V25H252ZM67 25V26H66ZM91 25V26H90ZM103 27H100L102 26ZM125 25H126V32H125ZM135 25V26H136ZM150 25V26H149ZM155 25V26H154ZM163 28H160L161 26ZM165 25V26H164ZM170 25V26H169ZM173 25V27H172ZM187 27H186V26ZM192 25V26H191ZM196 25H198L199 27H197ZM202 25V26H201ZM207 25V26H206ZM240 25V26H239ZM49 26V27H47ZM70 26H71V30H70ZM84 26V28H83ZM90 26V28H89ZM113 26H114V29H113ZM124 26V27H123ZM154 26V27H153ZM191 26V27H189ZM248 26V27H246ZM65 27L67 30H70L71 31V34L70 31H67L65 30ZM69 27V29L67 28ZM76 27L77 30L74 28ZM78 27H81V28H78ZM85 27H87V29L90 31L89 33L87 31V29L85 30ZM100 27V28H99ZM123 27V28H122ZM134 27V28H133ZM164 27H168V31L169 33H166L167 32V28H164ZM181 27V28H179ZM42 28V29H41ZM45 28V29H44ZM150 28V29H149ZM153 28V29H152ZM186 28V30L184 29ZM199 28V30L196 29ZM254 28V30H253ZM58 29V30H57ZM61 29V33L59 32ZM80 31H79V30ZM83 29V30H81ZM106 29V30H104ZM143 29V30H142ZM146 29V31H145ZM152 29V30H151ZM155 29V30H154ZM193 29V30H192ZM34 30V31H33ZM65 30V31H64ZM113 32H112V31ZM128 30V31H127ZM132 30V31H131ZM151 30V31H150ZM154 30V31H153ZM181 30V31H180ZM183 30V31H182ZM39 31V33H38ZM67 31V32H66ZM73 31V32H72ZM76 31V32H74ZM77 31L78 34H77ZM82 31V32H81ZM85 31V32H84ZM111 31V32H110ZM162 31V32H161ZM69 32V33H68ZM81 32V33H80ZM84 32V38L82 36V33ZM100 34H99V33ZM109 32V33H107ZM147 33V36L149 37H146V33ZM149 32V33H148ZM178 32V33H177ZM34 33V34H33ZM49 33V34H48ZM80 33V34H79ZM86 33V34H85ZM98 33V35H97ZM107 33V34H106ZM116 33V32H115ZM144 35H142V34ZM151 33V34H150ZM164 33V34H162ZM74 34V35H73ZM77 34V36H76ZM105 34V36H104ZM149 34V35H148ZM154 34V35H153ZM161 34V35H159ZM170 34V35H169ZM188 34H191V35H188ZM42 36V37H39L40 39H35L36 37L35 36ZM64 35V36H62ZM68 35V36H67ZM88 35V36H87ZM107 35V36H106ZM114 35V36H113ZM117 35V36H116ZM144 36L143 39L142 37H139V36ZM199 35V36H198ZM4 35L3 34H0V43L2 40H4ZM33 36V37H32ZM37 36V37H38ZM72 36H76L74 38H72ZM81 36V37H80ZM98 36V37H97ZM155 36V37H154ZM162 36V37H160ZM170 36V37H169ZM173 36V37H172ZM193 38V41H190L192 40L191 37ZM243 36V35H242ZM65 37V39H63ZM80 37V39H79ZM93 37V38H92ZM100 37L99 40H97L98 38ZM106 37V38H105ZM146 37V38H145ZM157 37V40H155ZM172 37V38H171ZM200 37V38H199ZM34 38V39H33ZM52 38H54L52 40ZM57 38H59L57 40ZM76 38V39H75ZM95 38V39H94ZM97 38V39H96ZM110 38V39H111ZM119 38V37H118ZM140 38L143 40V41H140ZM161 38V39H160ZM185 39L183 41H181L182 39ZM190 38V39H189ZM205 41H204V39ZM29 39V40H31ZM42 39V40H41ZM68 39H72L70 40L69 42L72 41V44L70 43H67L69 44L68 47L67 44H65L66 42H68L67 40ZM74 39V40H73ZM93 39V40H92ZM203 39V40H202ZM35 40V41H34ZM41 40V41H39ZM49 42H48V41ZM82 40V44H81V41ZM109 40V39H107ZM162 40V41H161ZM171 40V41H170ZM202 40V41H201ZM47 41V42H46ZM55 41V42H54ZM65 41V42H64ZM76 41V42H75ZM93 41V42H92ZM98 41V42H97ZM161 41V42H160ZM170 41V42H169ZM180 43H178V42ZM196 41V42H195ZM28 42V46L27 48L25 47V44H27ZM35 42H37L35 44ZM40 42V43H39ZM53 42L54 44H51ZM152 42V43H151ZM166 42V43H165ZM169 42V43H168ZM176 42V45L175 43ZM193 42V43H192ZM202 42V43H201ZM236 44H235V43ZM261 42V43H260ZM39 43V44H38ZM58 43V44H57ZM135 43L138 45L136 46ZM142 43V44H141ZM146 43V46L144 47V44ZM156 43V44H155ZM173 43H174V46H173ZM181 43H184V44H187V47L185 45L182 46ZM192 43V44H191ZM235 45H234V44ZM260 43V45H259ZM45 44V45H44ZM62 44V45H61ZM162 44V45H160ZM262 44V45H261ZM49 45V46H48ZM56 45V46H55ZM59 45V46H58ZM81 45V46H80ZM88 45V46H87ZM132 45V46H131ZM157 45V47L155 46ZM168 45V47H167ZM179 45H180V48H179ZM232 45V46H231ZM238 45V47H237ZM247 45V46H246ZM256 47H255V46ZM33 46V47H32ZM35 46V47H34ZM45 46V47H44ZM53 46V47H52ZM71 46V48H70ZM80 46V47H79ZM91 46V48H90ZM93 46V47H92ZM151 48H150V47ZM154 46V52L152 51L153 50V47ZM161 46V47H160ZM185 46V47H184ZM192 46H195V47H192ZM198 46V47H197ZM230 46L232 47V49L230 48ZM235 46L238 48L237 49V53H236V50L235 49ZM254 46V47H253ZM29 47V49H28ZM31 47V48H30ZM38 47V48H37ZM48 47V48H47ZM51 47V48H50ZM63 47V49L61 48ZM79 47V48H78ZM87 47V48H86ZM133 47V49H132ZM167 47V49H166ZM173 47V48H172ZM197 47V48H196ZM252 47V48H251ZM261 47V48H260ZM28 49L27 51H25L26 49ZM47 48V49H46ZM56 48V49H55ZM67 48V49H66ZM69 48V49H68ZM82 48V49H81ZM90 48V49H89ZM144 48V49H143ZM174 48H177L176 51H174L175 49ZM185 48V49H184ZM194 48V49H193ZM196 48V49H195ZM247 48L250 50H252L253 52H255L256 54H259L260 56L259 57H251V56H245V52L247 50ZM254 48V50H253ZM257 48V49H255ZM66 49V50H65ZM150 49V50H149ZM174 49V50H173ZM182 49V50H181ZM187 49V50H186ZM243 49V50H242ZM24 50V51H23ZM31 50H35V51H32L31 53ZM54 50L53 54H51L50 56V52L52 53V51ZM68 50V51H67ZM86 50H88L86 52ZM91 50V51H90ZM156 50V51H155ZM173 50V51H171ZM186 50V51H184ZM193 50H194V53H193ZM197 50V51H196ZM48 51V52H47ZM57 51V52H55ZM64 51V52H63ZM67 51V53H66ZM77 51V52H76ZM81 51V52H79ZM85 51V53H84ZM147 51V53H145ZM151 51V52H150ZM178 51V52H177ZM238 51H240L241 53H239ZM259 51V52H258ZM263 51V52H262ZM26 52H30V56L26 54ZM41 52V54L39 53ZM44 52V54H43ZM47 52V53H46ZM177 52V54L175 53ZM185 54H184V53ZM213 52V53H212ZM25 53V54H24ZM39 53V54H38ZM55 53V54H54ZM57 53V54H56ZM62 53L64 54L65 58L63 57ZM70 53H74V56H71L72 54ZM87 53V54H86ZM155 53V54H153ZM181 53V54H180ZM183 53V55H182ZM188 53V54H187ZM239 53V54H238ZM46 54V55H45ZM49 54V55H48ZM69 54L67 57L66 55ZM164 54L166 56H164ZM173 54L175 55L174 56V59H173ZM195 54V55H194ZM212 55V56H209ZM217 54V55H216ZM221 54V55H220ZM222 54H223V57H222ZM231 54V55H230ZM237 54V56H236ZM25 55V56H24ZM44 55V56H43ZM53 55V56H52ZM181 55V56H180ZM186 55V56H185ZM193 55V56H191ZM235 55V56H234ZM239 55H244V56H240ZM28 56V57H27ZM47 56V59L46 57ZM55 56V57H54ZM77 56V57H76ZM92 58H91V57ZM155 58V61L153 62V60H151V58ZM190 56V57H189ZM209 56V57H208ZM216 56V57H214ZM42 57H43V60H42ZM63 57V58H62ZM81 57V60L79 59ZM83 57V59H82ZM90 57V61H89V58ZM132 57V58H131ZM146 57H149V58H146ZM166 60H165V58ZM176 57V58H175ZM179 57V58H178ZM185 59L186 60H182V59ZM188 57V58H187ZM234 57H239V58H234ZM244 57V58H243ZM246 57V58H245ZM41 60H40V59ZM45 58V59H44ZM71 58H73L71 60ZM76 58V59H75ZM200 58V59H199ZM224 58V59H223ZM230 58V60H229ZM234 58V60H232ZM241 58V59H240ZM253 58V59H252ZM65 59L67 61H65ZM122 61V63L125 61ZM133 59V61H132ZM158 59V60H157ZM178 61H176V60ZM203 59V60H202ZM223 60H227L226 63L225 61H222ZM238 59V60H237ZM247 59V60H245ZM258 59V61H257ZM32 60V61H31ZM38 60V61H37ZM50 60V62H49ZM52 60H59L61 61L63 64H67L68 67L67 69H62L60 71H57L59 69H57L56 71L50 67V64H47L49 66H47L45 63H51ZM69 60V61H68ZM71 60V61H70ZM167 62V63H164V61ZM170 60V61H169ZM199 60V61H198ZM202 60V61H201ZM214 63H210L211 61ZM253 60V61H252ZM43 61V62H42ZM75 61V62H74ZM89 61V62H88ZM96 61V60H95ZM94 61V62H95ZM120 61V62H121ZM137 61V60H136ZM176 61V62H175ZM210 61V62H209ZM70 62V63H69ZM77 62V63H76ZM183 62V63H182ZM185 62V64H184ZM203 62L205 63H209L207 65V67L210 69V74H209V70L207 67H201L200 68V74L199 72H195L194 71L192 72V70L194 69L195 65L196 64H202ZM220 62V63H219ZM230 62V63H229ZM240 62V63H239ZM247 62V63H245ZM73 63V64H72ZM91 63H92V66H91ZM121 63V64H122ZM169 63H171L169 65ZM179 63V64H178ZM217 63V64H216ZM229 63V64H228ZM245 63V65H244ZM257 63V64H256ZM263 65H262V64ZM156 64V65H155ZM183 64V65H182ZM204 64V63H203ZM42 65V66H41ZM43 65H46L45 68L47 67L48 70L45 71V68H43L44 66ZM151 65V66H150ZM172 65V66H171ZM224 65L223 68H221L222 66ZM243 65L245 67H243ZM257 65V66H256ZM40 66L39 70H36L35 73H33L32 69H34V67H38ZM71 66V67H70ZM151 68H150V67ZM166 66V68H165ZM170 66V67H169ZM174 66V67H173ZM178 66V67H177ZM236 66V67H235ZM261 66V67H259ZM149 67V68H148ZM153 67V68H152ZM173 67V68H171ZM180 67V68H179ZM211 67V68H210ZM234 67V68H233ZM43 68V70H42ZM46 68V69H47ZM51 68V69H50ZM70 68V69H69ZM92 68V69H91ZM203 68V69H202ZM207 68V69H206ZM214 68V69H213ZM216 68V69H215ZM218 68V69H217ZM230 68V69H229ZM256 68V69H255ZM41 69V70H40ZM88 69V71H87ZM170 69H174L173 71L170 70ZM213 69V70H212ZM223 69V71H222ZM234 69V70H233ZM262 69V70H261ZM91 70V71H90ZM164 70V71H163ZM190 70V71H189ZM206 70V71H204ZM240 70V71H239ZM245 72H244V71ZM260 70V71H259ZM32 71V72H31ZM43 71V72H42ZM56 73H55V72ZM86 71V72H85ZM90 71V72H89ZM158 71V72H157ZM162 71V72H161ZM175 71V73H173ZM204 71V72H203ZM222 71V72H221ZM259 71V72H258ZM46 72V73H45ZM164 72V73H163ZM167 72V73H166ZM262 72V73H260ZM38 73V74H37ZM40 73V74H39ZM45 75H44V74ZM55 73V75H54ZM61 75H60V74ZM112 73V71H111ZM160 73V74H159ZM172 73V74H171ZM183 73V74H182ZM205 73V75H204ZM208 73V74H207ZM225 75H224V74ZM234 73V74H233ZM248 73V74H247ZM30 74V75H29ZM42 74V77H40V75ZM59 74V76H58ZM152 74L151 72H149V75H150V78L152 77ZM202 74V75H201ZM233 76H231V75ZM33 75H35V77L37 78V88L36 86L34 87L33 83H34V80H35V77H33ZM85 75V76H84ZM111 75V74H110ZM173 77H172V76ZM181 75V76H179ZM196 75V76H194ZM201 75V76H200ZM206 77H204V76ZM251 75V77H250ZM258 75V76H257ZM102 76V77H101ZM106 75H100L98 77V81L100 80V82L98 83L97 80L94 82V86L92 88V90L94 91V95H93V103L91 106H89L88 108H86L85 111H89L90 110V113H85V116L83 117V119H87V120H83V119H79L78 122H80V126L82 129L84 128L85 125H88L89 126V134L93 137V141L95 142V144H101L103 147L104 145H106L108 147V149L106 150L107 152H102V157H103V161L104 159H106V163H108V161L112 160V159H116L118 158L117 157V154L120 153V152H117L115 157L113 155V152H111L113 149L112 145H114V141L116 137L112 138V137H104V136H107V135H113L115 133V130H112V125H113V121L111 122V118L113 117L112 115V112H113V108H111L110 106V101L113 96V92H114V86H113V82L111 81V78H105ZM208 76V77H207ZM231 76V77H230ZM52 79H51V78ZM59 77V79H58ZM84 77V78H82ZM186 77V78H185ZM201 77V78H200ZM204 77V78H203ZM25 78V79H24ZM148 79L149 76L147 77ZM203 78V80H202ZM225 78V80H227ZM263 78V80H262ZM34 79V80H33ZM54 79V80H53ZM102 79V81H101ZM26 82H23L22 81H25ZM29 80V81H28ZM53 80V81H52ZM56 80H59V81H56ZM81 80V81H80ZM106 80H108L109 82H107ZM194 80V81H192ZM198 80V83H196ZM227 81H220L216 84H214L215 82H211L212 86H213V89L216 88V90H219L220 89V86L222 85H226V83L228 82ZM28 81V82H27ZM47 81V83L45 82ZM45 82V83H44ZM111 82V83H110ZM201 82V83H200ZM53 84V86H51ZM97 83V84H96ZM109 83V84H108ZM201 85H200V84ZM203 83V84H202ZM31 84V85H30ZM48 84V85H47ZM170 84H173L172 86ZM196 84H198L196 86ZM205 84V85H204ZM250 84V83H249ZM63 85H65L64 87H62ZM105 85V86H104ZM185 85V87H184ZM204 85V86H203ZM209 84L207 83V86ZM31 86V88H30ZM33 86V87H32ZM48 86V88H47ZM50 86V87H49ZM70 86V85H69ZM101 88H105V92L103 89ZM110 86V87H109ZM112 86V87H111ZM167 86H169L170 88H168ZM193 86V87H192ZM263 86V87H262ZM62 87V88H61ZM97 87V88H96ZM190 87V88H189ZM197 87V88H195ZM203 87V88H202ZM50 88V90H49ZM168 88V89H167ZM189 88V90H188ZM207 88V87H206ZM96 89V91H95ZM183 89H185L186 91H183ZM99 90V92H98ZM111 90V91H109ZM164 90V91H163ZM205 90V89H204ZM51 91V93H50ZM166 91V93H165ZM243 90H239V89H235V90H231V91H228L226 94L228 95V98L229 100L231 101H235V102H238L239 99L242 100V102L245 100L247 102L248 99H250L249 97H251L249 91H246V92H242ZM262 91V92H261ZM30 92L32 94H30ZM38 92V93H37ZM102 92V93H100ZM108 92H109V95H108ZM186 92V93H185ZM235 92V93H234ZM240 92V93H239ZM28 93V94H27ZM40 93V94H39ZM98 93V94H96ZM99 93H100V96H99ZM104 93V94H103ZM36 94V95H35ZM106 94V95H105ZM149 94V95H147ZM153 94V95H151ZM165 94V95H164ZM217 94V93H215ZM235 94V95H234ZM240 94H242L240 97H238ZM260 94H263V95H260ZM35 95V96H33ZM41 95V96H40ZM43 95H44V98H43ZM69 95V94H68ZM108 95V96H107ZM160 95V96H159ZM95 96V97H94ZM103 96L102 99H100L101 97ZM106 96V97H105ZM110 96V97H109ZM149 96V97H147ZM235 96V97H234ZM249 96V97H248ZM97 97V99H95ZM99 97V98H98ZM109 97V98H107ZM107 98V99H106ZM235 98V100H234ZM246 98V99H245ZM47 99V100H46ZM149 99V100H148ZM156 99V101H155ZM160 99V100H159ZM244 99V100H243ZM96 100V101H95ZM102 100V101H101ZM261 100V102H260ZM1 101V100H0ZM48 101V102H47ZM95 101V102H94ZM109 101V102H108ZM150 101V102H149ZM158 101V102H157ZM161 101V102H160ZM101 102V103H100ZM154 102V104H153ZM23 103V104H22ZM97 103V104H96ZM106 103V104H105ZM148 103H149V106H148ZM95 104V106H94ZM101 104V105H99ZM108 104V105H107ZM157 104V105H158ZM107 106V107H106ZM108 106H110L108 108ZM153 106V108H151ZM176 106V101L171 104V106L167 107L163 114V117H162V113L160 112V118L159 117H156V118H153L154 116H151V120H155V119H159V121H161L162 119L166 122V126H164L163 128H171L174 126L176 128H181V129H193V128H189L188 126H193L195 123L194 121L192 120H189V119H183V121H181V119L179 120L180 122H182L181 124H179L180 122H178V117H176V115L174 117H171L169 116L172 115V113L174 112L173 108H175ZM201 106V105H200ZM93 107V109H92ZM95 107V109H94ZM103 107V108H101ZM113 107V106H112ZM149 107V108H148ZM237 107H240V105H238ZM263 107V108H262ZM48 108V110H47ZM107 108V109H106ZM200 109H204V106L203 107H199ZM52 109V110H50ZM68 109V110H67ZM103 111H102V110ZM111 109V110H110ZM152 109V110H151ZM173 111H172V110ZM54 110H55V113H54ZM61 109H59L58 111H60ZM67 110V112H66ZM98 110V111H97ZM109 110V111H108ZM87 111V112H88ZM96 111V113L94 112ZM109 113H108V112ZM172 111V113H170ZM51 114H50V113ZM94 112V113H93ZM101 112V113H100ZM103 112H106L105 114ZM167 112H169V114H166ZM241 112V113H240ZM263 112V113H262ZM49 113V114H48ZM53 113V114H52ZM111 113V114H110ZM21 114V113H20ZM109 114V116H108ZM244 115L245 118L242 120H239V122L237 123V120L239 117H241V115ZM51 117H50V116ZM53 115L55 117H53ZM63 115V116H62ZM93 116V118L90 116ZM95 115V116H94ZM99 115V116H98ZM167 115L169 118H167ZM87 116V117H86ZM106 116V117H105ZM62 117H63V122L61 121L62 120ZM95 117V118H94ZM99 117V118H97ZM103 117V118H102ZM30 118V117H28ZM33 118V119H34ZM50 118V119H49ZM53 118V119H51ZM57 118V119H56ZM88 118H90L92 120L88 122ZM105 118V119H104ZM162 118V119H161ZM32 119V118H31ZM61 119V120H60ZM108 119V121H107ZM161 119V120H160ZM176 119V120H175ZM230 119V120H229ZM233 119V120H232ZM53 120V121H52ZM104 120V121H103ZM113 120V118H112ZM175 120V122H174ZM263 120V121H262ZM49 121V122H48ZM56 121V122H55ZM60 121V123L58 122ZM178 123H177V122ZM236 121L235 124H233V122ZM85 122V124H84ZM111 122V125L109 124ZM55 123V124H54ZM57 123V124H56ZM97 123L99 125H97ZM192 123H194L192 125ZM111 127H109V125ZM124 124V122H123ZM122 124V125H123ZM54 125V126H53ZM59 125V126H58ZM125 125V124H124ZM186 125V126H185ZM243 125V127H242ZM249 125V126H248ZM61 126V127H60ZM93 126V127H92ZM101 126V127H100ZM51 127H53L51 129ZM78 127V129H79ZM87 127V126H85ZM100 127V128H99ZM249 127V128H248ZM56 128V129H55ZM60 128V129H59ZM88 128V127H87ZM104 130H102V129ZM109 128V129H108ZM233 128V129H232ZM235 128V129H234ZM243 128V129H242ZM51 129V130H50ZM99 129V130H98ZM55 130V131H54ZM106 130V131H105ZM48 131V132H47ZM68 131V130H67ZM102 131H105V132H102ZM47 132V133H46ZM53 132V133H52ZM65 132H66V129H65ZM100 132H102L100 134ZM50 133V134H49ZM73 139H75L76 141L79 139L80 137V132L77 133L76 132V127L74 128L73 130ZM76 133V134H75ZM47 134V135H46ZM52 134V136H51ZM96 134V135H95ZM175 135H181L183 134L182 132L180 133H174ZM57 135V136H56ZM95 136H99V137H95ZM168 135L167 134H164V136H162L163 138L161 137H157L158 139V143L155 147V153L157 152H160V153H157L159 155H156V158H158V162L157 164L159 165V167L157 168L156 171H153L150 173L151 177H150V181L151 182H146V183H143L141 186L144 190L142 192V202H141V205H140V208H139V211L137 213L134 214V216L137 217V222L138 224L141 226V232L143 230V232L141 233V248H140V264H146L148 261L150 262L152 260V258L150 259V255L151 253L149 254V251L147 250L148 249V229L151 227V226H154V225H160L158 224L157 222H155L154 218L159 214V212H163L164 210L162 208H160L159 206V203H154V202H149V200L147 199V197H156V196H160V197H168V196H175L177 198H180L181 201L178 203V212L183 211L182 213V216L179 217L178 219V222L177 226H185L186 229L187 228H193L194 229V226H195V229L198 231V234H199V243H201V240L203 239V237L207 240L208 242L210 243V248L208 249V251L213 254L215 252L217 253H220L221 256L222 255H225V254H229L231 255L232 253L236 252L235 249H232V248H228L226 246V241L228 240V233L227 232H230V231H240V229L242 230V228H240L236 221L234 220L235 217H237L238 215H244L245 218L246 217V213H247V209H252L253 208V203H250L248 201H245L244 199H242L243 197H247V195L249 196L250 194L248 193H243V194H233V193H226V194H223L225 197H233V198H236V199H233V203L228 205V209H223L222 211L221 210H217V209H214L213 211H211V209H209V215L207 216L206 221L208 222V226H209V229L206 231L205 230V223L203 221H200L198 222V220H201L200 216H198V213L197 211H195V207H196V203H197V199L199 198V194H206V196H210V195H214V194H211L209 192H205V191H201V190H194L192 189L191 190H188L186 185L185 187L182 186V187H178V186H170L169 184H166L165 180L163 178H161L162 176L164 177L165 176V172L167 170V167L168 169H171L172 167H174L176 164H178V160L180 158H182L184 156V150H188L189 148V145H190V142H191V137L187 136L186 137H167ZM46 138V140L49 139ZM160 138V139H159ZM177 138V140H176ZM189 138V139H188ZM236 138V134L235 133H227V135H225L224 139H221L220 140V143L218 144V149H220V153H219V162L218 163H221L224 159L229 158V157H234L233 155L235 154L236 157L240 154H238V147H239V140L238 139H234ZM257 141L260 137H254ZM51 139V138H50ZM49 139V145L47 144V148L48 150H52L53 149V146H54V142L51 141ZM114 141H113V140ZM167 139L169 141H167ZM170 140H172L170 142ZM186 140V141H185ZM160 141L162 143H160ZM168 143H166V142ZM164 142V143H163ZM176 145H174V143ZM180 142V143H179ZM215 141H212V144L214 143ZM54 143V144H53ZM106 143V144H105ZM113 143V144H112ZM129 143H132L131 142V139L129 141ZM170 143V144H169ZM173 143V144H171ZM188 143V144H186ZM162 144V145H161ZM166 145V149H168V151H166V154H164V152L162 150L165 151V147L164 145ZM227 144V145H226ZM234 144V145H233ZM112 147H110V146ZM169 145L172 146V148H169ZM188 145V146H186ZM161 146V147H159ZM176 146V147H175ZM110 147V149H109ZM120 147V146H119ZM164 147V148H163ZM178 147V148H177ZM157 148V149H156ZM159 148V149H158ZM175 148V149H174ZM177 148V149H176ZM162 149V150H160ZM172 149V150H171ZM184 149V150H183ZM256 149H259V145L256 146ZM228 150V151H227ZM231 150V151H230ZM128 151V150H126ZM175 153H174V152ZM227 151V152H226ZM230 151V152H229ZM237 151V152H236ZM110 152V153H109ZM163 152V153H162ZM169 152H171L170 154H168ZM210 152V150H209ZM228 153L226 155V153ZM104 153V154H103ZM225 153V155H224ZM234 153V154H233ZM254 152H250L247 156L245 157H248L250 154H252ZM106 154V155H105ZM105 155V156H104ZM110 155V157L108 156ZM167 155V156H166ZM168 155L170 157H168ZM173 155V156H171ZM40 158H41V155H39ZM158 156V157H157ZM166 156V158H165ZM178 156V157H177ZM223 156V158H221ZM109 157V158H108ZM137 157V156H136ZM172 158H175L177 160H173L171 159ZM180 157V158H179ZM239 158H241V156H238ZM170 158V159H169ZM0 190H1V194H0V242L2 241L4 235L6 234L7 230L9 229V224H6L8 222H4L2 217L4 216V214H7L8 212H12V209H14L15 211L14 212H17L19 207L23 204L24 200L27 198V196L29 195L30 193V189L28 186H24V187H21L20 189H11V186H13L14 184H16V186L19 184V183H15L16 181H22V179H13L11 177V174L10 172L7 170H5L6 168V162L4 160V158H1L0 157ZM166 160H168L167 164L165 167H162L164 166V163H166ZM174 161V162H173ZM170 164V165H169ZM168 165V166H167ZM173 165V166H171ZM160 166L162 168H160ZM177 168V165L175 166ZM36 168V167H35ZM2 171V172H1ZM159 177L161 179H159ZM152 179H155V181H152ZM163 179V182H161V180ZM16 180V181H15ZM7 183V184H6ZM158 183V184H157ZM13 184V185H11ZM8 186L9 188H7L6 186ZM10 185V186H9ZM153 185V187H152ZM15 186V185H14ZM147 187V188H146ZM152 187V188H151ZM160 187V188H159ZM19 188V187H18ZM151 188V189H150ZM175 188V189H174ZM181 188V189H179ZM10 190V191H7V190ZM149 189V190H148ZM177 189H179L177 191ZM7 191V192H6ZM191 191V192H190ZM17 193V194H16ZM196 194V195H195ZM21 195V196H20ZM204 196V195H203ZM237 196H240V197H237ZM253 196L255 197H259V198H264V195L263 194H253ZM14 197V198H13ZM206 198V197H205ZM18 199V200H17ZM207 198L204 200L206 202ZM209 200V199H208ZM17 201V202H16ZM18 203V204H17ZM136 202H134L135 204ZM150 203V204H149ZM15 204H17L15 206ZM139 205V204H138ZM14 206V207H13ZM181 213V212H180ZM10 214V213H9ZM144 214V215H143ZM226 220V219H229V224L228 225H220L219 223L221 222V220ZM199 223V226L197 225V223ZM4 222V223H2ZM196 223V224H195ZM3 224V225H2ZM3 226V227H2ZM5 226V227H4ZM198 226V227H197ZM2 227V228H1ZM14 233L15 230H16V225L14 226ZM213 227V228H212ZM248 227H251V225H248ZM243 228L246 232L247 228ZM12 228V227H10ZM200 228V229H199ZM194 229V230H195ZM211 229V230H210ZM232 229V230H231ZM200 230V231H199ZM220 230H227L226 233H222L220 232ZM243 231V230H242ZM201 232V233H200ZM197 233V232H196ZM144 238H143V237ZM142 241H143V244H142ZM182 241V240H181ZM184 241H182L181 244H178L176 245L177 247H181L183 245ZM144 246V247H143ZM146 248V249H145ZM143 250V251H142ZM196 250H197V253L198 255L200 254H206L208 253V251L204 250V248L201 246L198 247L196 246ZM144 251L146 252V254L144 253ZM157 252V251H155ZM153 255H156V253L152 252ZM144 255V257H143ZM146 259V260H145ZM150 259V260H149ZM154 260V258H153ZM146 261V262H145ZM145 262V263H144ZM0 264H3V262L0 260ZM200 264V263H198Z\"/></svg>", "mask_w": 264, "mask_h": 264}, {"label": "built area", "instance_id": "3", "mask_svg": "<svg viewBox=\"0 0 264 264\" xmlns=\"http://www.w3.org/2000/svg\"><path fill=\"white\" fill-rule=\"evenodd\" d=\"M41 118L33 120L20 113L8 117L0 130V157L6 162L7 172L14 179L22 178L34 160L35 152L29 142L40 130ZM259 150L248 157H229L219 165L212 164L203 157L180 158L179 171L185 176L195 179L201 191L215 195L263 194L264 195V136L258 139ZM40 172L38 171L36 177ZM241 228L247 227L244 215L234 218ZM183 245L173 248L167 262L150 261L147 264H193L197 258L196 233L193 228L182 230ZM168 231L165 227L149 228V243L154 249L170 247L167 240ZM169 251V250H168ZM230 264H264V223L260 227H248L244 256L232 253L226 256ZM207 264H219L222 256L215 252L206 254Z\"/></svg>", "mask_w": 264, "mask_h": 264}]
</instances>
